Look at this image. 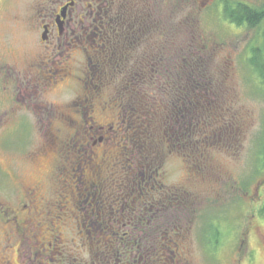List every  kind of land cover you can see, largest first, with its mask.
Listing matches in <instances>:
<instances>
[{"label": "rangeland", "instance_id": "374dc122", "mask_svg": "<svg viewBox=\"0 0 264 264\" xmlns=\"http://www.w3.org/2000/svg\"><path fill=\"white\" fill-rule=\"evenodd\" d=\"M224 2L110 0L114 11L107 16L119 12L117 33L77 29L83 38L67 51L65 43L57 49L56 40L42 43L48 0H0V264H115L118 225L111 207L154 186V196L184 198L185 211H192L191 227L177 235L182 240L170 237L181 248L171 249L165 264H264V83L249 62L262 39L259 29L231 23ZM102 51L116 57L107 60L98 96L85 102L88 57L96 62ZM189 105L198 118L180 133L176 118L185 122ZM126 113L130 122L122 123ZM70 116L74 125L64 122ZM81 122L94 129H86L84 146L77 135ZM138 135L134 146L128 138ZM49 149L48 157L38 156ZM81 173L89 186L103 189L98 196L109 219L96 225L78 219L85 206L78 203ZM142 180L144 194L136 184ZM31 189L47 201L36 207L39 214L48 210L55 231L48 220L43 230L23 223L29 210L21 200ZM56 190L68 209L59 221ZM82 229L91 231L93 242L87 235L82 240ZM57 232L75 259L54 261L48 243ZM158 259L154 264H164Z\"/></svg>", "mask_w": 264, "mask_h": 264}, {"label": "flooded vegetation", "instance_id": "af4514ba", "mask_svg": "<svg viewBox=\"0 0 264 264\" xmlns=\"http://www.w3.org/2000/svg\"><path fill=\"white\" fill-rule=\"evenodd\" d=\"M48 2L50 4V7H48L49 14L45 16L44 23H42L41 25L43 34L46 35V40L42 39V43L48 44L52 40H56L57 49H61L63 43H65L66 50L68 51L70 50L72 45L74 46V44H77L80 39L83 38L81 35H76L77 29L83 28L85 33L90 32V34H93L94 31L100 28L102 30L105 29V34L109 35L110 32H113L112 34H115L116 31L117 33L118 30L117 28H115V26L118 27V24H121L120 20L108 19L107 15L109 10L111 12L110 0H48ZM133 28L134 25H131L129 34H131V30ZM103 52L104 51H102L101 54H103L104 57L103 55H101V59H98L96 62H94V58L88 57V64L90 66L89 70H91V72L89 73L88 83H85V86L88 84L87 88H85V95H87V99L86 101L84 99L83 102H88L90 100L93 101L98 96L99 92L103 88L102 78L105 77L104 73H106L105 71H107L105 70V68L107 69L109 67V63L107 62V60H111L110 62H113L112 59H115L116 57L110 53ZM93 65L94 67H92ZM76 101L78 105L80 101ZM83 104H81L80 106H82ZM84 108L85 110L82 112V114L84 116V119L88 121V119H90L91 117L89 116V112L86 110V107ZM79 112L80 110H78L77 113ZM127 114L129 113H126V115ZM59 118L61 119L62 117L59 116L56 121H58ZM120 119L121 117H116L114 121L117 122ZM64 120V122L74 125L75 120L72 116H70L69 118L65 117ZM128 121L129 119L127 115V117H125V120H122V123H127ZM80 124H82V122ZM87 128H89V125H87L86 129ZM86 129L84 127V124L79 125V131L77 135L81 146H84L83 144L85 143V139L87 140V136L89 134ZM89 129L91 131L94 130L93 128ZM101 130H103V128L98 127V132ZM139 136L140 135H138L136 138H132L131 140L128 138V141L132 142V145L134 146H139L140 140L142 138L141 136ZM104 140H106L104 136L99 137L98 140L94 141V144L102 143ZM52 153L53 150L49 149L43 151L41 154L39 153L38 156L48 157L49 154ZM85 172L86 171H84V173ZM86 176L87 174L81 173V177L79 180L81 183L79 186V190L83 191V195L81 197L79 196L78 203L82 199L81 203H84L85 206L77 210L79 217L78 219L88 218L92 222V225H96L101 220L103 221L109 219V217L103 214V210L106 208V202L99 200L100 197L98 196V194H102L103 192L101 186L98 184L96 185L95 183L92 186L94 187L93 190H91L90 188L92 187L89 185L92 182H88ZM95 180L98 179L95 178ZM143 181L146 180L136 182V184L138 185V191L141 194H144V187L142 186V183H144ZM148 181L149 180H147V182ZM149 183L154 184L151 180L149 181ZM156 188L157 187L154 186L155 191ZM155 191L152 189L150 193H146L141 197L137 196V192H133L132 195H126L128 197H120V199L115 195L116 198L119 199V202L116 206L111 207V214H113L114 218L110 216V218L116 220L118 225V232H115L116 251L115 259L113 260L115 264H154V261H156L157 258H159L158 260L163 261L165 264L167 263L165 258L169 256L170 250L181 248L180 244L176 240L170 239V237L174 235L182 236L184 232L183 230L186 229L189 225V227H191L192 211H185L186 208L184 205L186 201L184 200V198L180 197L179 199H177L167 196L156 197L153 195V192ZM56 194H58V196H56V199H54V202H52L54 204V218L59 217L60 219H62V215L65 213L64 209H66L67 212L68 209L67 206H63V204H61V194L59 193V190H56ZM39 195L40 194L37 193V189L25 191V196L22 198V204L20 206H22L25 210H29V214H27L23 223L25 224V226L35 224L36 228H40V230H43L45 223L48 220L49 223L47 224V226L52 229L51 226H54V220L52 216L49 217L48 210L46 214L43 215L42 213L39 214V209L36 207V204L39 203V200L40 203L47 202L44 197H39ZM25 200L26 203L24 202ZM132 204L134 205L133 207ZM33 211L37 214V218H30V215L34 213ZM4 214L8 215L7 211H5ZM88 215L90 217H88ZM172 217L174 221H171ZM57 220L59 221L58 218ZM132 224L134 225V229L131 228ZM15 228L17 232H23V227L21 225H15ZM108 229L110 232L111 228ZM53 231L55 230L52 229V231L50 232ZM80 231H82L80 232V234L82 235V240H84L83 238H86L87 235V237L90 238L91 242L94 241L91 237V231H88L89 233H86L84 229ZM19 233L13 234L18 235ZM30 233H32V235H36L32 231ZM61 236V232L54 233L52 242L48 243L51 249L52 247L54 248V261H59L60 263L64 262L65 259H75L74 252L69 249L70 246L68 247V245L64 243V240H62ZM177 238L178 240H182V237L180 236H177ZM166 240H168V245L166 244ZM103 246V242H100V244L98 245V247ZM101 250L106 252L103 248ZM139 253L144 254H142L141 257L137 258ZM40 254L41 253L38 252L35 256L38 258ZM37 258L35 259L37 260ZM171 264L176 263H172L171 261ZM178 264L183 263L179 261Z\"/></svg>", "mask_w": 264, "mask_h": 264}, {"label": "trees", "instance_id": "16d2710c", "mask_svg": "<svg viewBox=\"0 0 264 264\" xmlns=\"http://www.w3.org/2000/svg\"><path fill=\"white\" fill-rule=\"evenodd\" d=\"M111 11H114V9L111 8ZM224 14L226 15L227 19L236 26L260 30L259 37L262 39L261 40L262 44L261 46L252 48V54H251L252 56L250 57L249 62H250V67L253 69V71L256 73L259 79L264 83V0H261V4L259 6H252L247 3H242V2L235 3V2H231L230 0H225ZM118 15L119 12L117 13V17L115 18V20H120V17H118ZM151 16L152 15L150 14V17L147 18L150 20ZM111 17L112 16L110 15L108 19L110 20ZM202 70L203 71L206 70L205 65H202ZM180 99H184V98H180ZM186 103H191V101L188 100ZM194 105L196 107L195 103ZM194 105L192 104L193 108ZM190 107H188L187 112L183 115L185 122H181L180 117L176 118L177 130L178 131L180 130L179 131L180 133L185 132L186 128L187 131H190L192 127L190 125H193V123L191 122L192 119L194 120L198 118V115L195 114L194 111L195 108L193 109L191 107L190 109ZM181 129L183 131H181ZM177 134L178 133H176L175 135ZM148 141H151L150 137H148ZM260 162L262 163V166L264 168V146L262 147V158ZM261 213L262 215L264 214V205L261 209Z\"/></svg>", "mask_w": 264, "mask_h": 264}, {"label": "water", "instance_id": "95a60500", "mask_svg": "<svg viewBox=\"0 0 264 264\" xmlns=\"http://www.w3.org/2000/svg\"><path fill=\"white\" fill-rule=\"evenodd\" d=\"M42 39L46 40V35L45 34H43Z\"/></svg>", "mask_w": 264, "mask_h": 264}]
</instances>
